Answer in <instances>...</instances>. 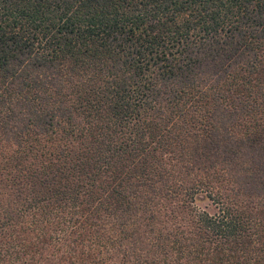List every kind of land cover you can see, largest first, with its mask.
Segmentation results:
<instances>
[{
    "label": "trees",
    "instance_id": "trees-1",
    "mask_svg": "<svg viewBox=\"0 0 264 264\" xmlns=\"http://www.w3.org/2000/svg\"><path fill=\"white\" fill-rule=\"evenodd\" d=\"M0 264H264V0H0Z\"/></svg>",
    "mask_w": 264,
    "mask_h": 264
}]
</instances>
